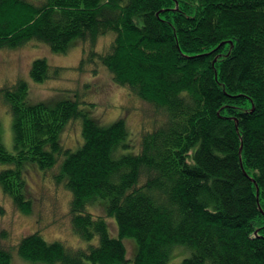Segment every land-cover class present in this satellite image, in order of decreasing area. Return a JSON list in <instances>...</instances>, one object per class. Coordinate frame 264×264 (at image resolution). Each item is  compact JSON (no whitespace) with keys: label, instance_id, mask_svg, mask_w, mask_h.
<instances>
[{"label":"trees","instance_id":"obj_1","mask_svg":"<svg viewBox=\"0 0 264 264\" xmlns=\"http://www.w3.org/2000/svg\"><path fill=\"white\" fill-rule=\"evenodd\" d=\"M108 33L111 43L98 50ZM75 39L85 45L79 69L104 65L158 116L143 128L139 153L116 154L129 146L125 121L101 125L79 93L51 106L31 103L24 79L0 87L16 148L8 151L0 133V162L10 164L0 171L3 191L29 214L25 166H57L56 182L65 177L72 191V230L89 242L74 247L35 230L19 241L20 256L176 264L170 248L186 244L192 254L179 264H264V0H0V48L37 41L66 52ZM63 71L44 57L30 69L36 81ZM78 117L84 142L71 150L61 132ZM97 201L105 215L88 209ZM127 237L136 240L133 255ZM11 257L0 242V264Z\"/></svg>","mask_w":264,"mask_h":264},{"label":"rangeland","instance_id":"obj_2","mask_svg":"<svg viewBox=\"0 0 264 264\" xmlns=\"http://www.w3.org/2000/svg\"><path fill=\"white\" fill-rule=\"evenodd\" d=\"M113 37L114 33L101 36L97 49L105 50ZM84 46L82 40L75 39L66 52L53 51L46 43L37 41H30L17 48H0V87L24 79L29 85L30 102L44 101L51 106L64 98H76L79 93L81 107L101 125L108 126L118 119L125 121L129 146H120L116 154L139 153L143 128L151 129L158 115L154 114L148 102L114 81L104 65H98L95 69V65L89 62L84 69H79ZM38 57L46 58L52 66L64 67L63 75L42 81L34 80L30 69L32 62ZM82 128V117L69 120L61 132V143L71 150L79 149L84 142ZM0 133L6 149L15 152L13 117L1 93ZM9 166V163L0 162V171ZM57 171V166L43 169L33 162L25 166L24 173L33 198V208L29 214L16 208L0 184V242L10 247L11 264H34L20 256L17 245L24 235L35 230H40L48 241L61 240L74 247H85L89 244L72 230L69 214L72 191L65 177L56 182L53 174ZM101 205V201L90 203L88 209L94 214L103 215L105 212ZM106 220L110 233L116 235V218L108 217ZM3 230L8 232L6 237L1 236ZM135 242L134 237L125 239L128 255H133ZM191 254L190 246L174 244L170 248L169 259L179 264L184 257Z\"/></svg>","mask_w":264,"mask_h":264}]
</instances>
